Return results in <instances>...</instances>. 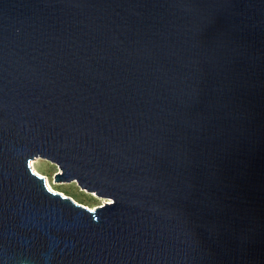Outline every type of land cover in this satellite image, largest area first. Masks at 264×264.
<instances>
[{"label":"water","instance_id":"water-1","mask_svg":"<svg viewBox=\"0 0 264 264\" xmlns=\"http://www.w3.org/2000/svg\"><path fill=\"white\" fill-rule=\"evenodd\" d=\"M0 264H264V0H0Z\"/></svg>","mask_w":264,"mask_h":264},{"label":"rangeland","instance_id":"rangeland-1","mask_svg":"<svg viewBox=\"0 0 264 264\" xmlns=\"http://www.w3.org/2000/svg\"><path fill=\"white\" fill-rule=\"evenodd\" d=\"M36 159L30 161V167L32 169L31 163L34 162V168L39 174L33 169L32 171L39 176H42L44 178L45 184L46 181H48L54 192L60 193L62 196L69 197L75 203L80 204L89 210H94L96 207H100L103 204L110 202L107 199L97 197L93 193H88L85 190H81L75 182L56 183L54 181V176L59 172L57 166L45 159Z\"/></svg>","mask_w":264,"mask_h":264},{"label":"bare ground","instance_id":"bare-ground-1","mask_svg":"<svg viewBox=\"0 0 264 264\" xmlns=\"http://www.w3.org/2000/svg\"><path fill=\"white\" fill-rule=\"evenodd\" d=\"M36 160H37V159H36ZM33 163H34V162L31 163L32 169H33L36 173H38V172L36 171V169L34 168ZM38 174H39V173H38ZM38 174H37V175H38ZM46 185H47V187H48V189H49L50 191H53V192H54V190L50 187L48 181H46Z\"/></svg>","mask_w":264,"mask_h":264},{"label":"snow or ice","instance_id":"snow-or-ice-1","mask_svg":"<svg viewBox=\"0 0 264 264\" xmlns=\"http://www.w3.org/2000/svg\"><path fill=\"white\" fill-rule=\"evenodd\" d=\"M110 203V202H109Z\"/></svg>","mask_w":264,"mask_h":264}]
</instances>
